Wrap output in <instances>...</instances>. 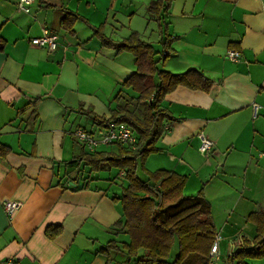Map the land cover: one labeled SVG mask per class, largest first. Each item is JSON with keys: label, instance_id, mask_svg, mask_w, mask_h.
Instances as JSON below:
<instances>
[{"label": "crops", "instance_id": "1", "mask_svg": "<svg viewBox=\"0 0 264 264\" xmlns=\"http://www.w3.org/2000/svg\"><path fill=\"white\" fill-rule=\"evenodd\" d=\"M152 1L34 0L24 13L17 0H0V145L10 149L0 160V263L105 264L99 249L128 242L113 230L122 211L112 198L126 185L124 175L117 171L120 190L109 178L106 187H68L78 167L73 158L84 150L75 131L97 135L100 128L85 113L108 119L136 96L122 86L135 57L108 47L97 30L113 43L135 33L158 52L159 70H194L211 82L207 92L177 86L164 97L159 151L143 169L185 176L187 196L203 188L221 236L215 264H227L255 235L247 216L264 210V0H172L163 18L166 46L148 10ZM67 13L75 16L72 31L61 25ZM43 28L57 35L53 52L29 43ZM230 49L240 52L238 62L226 59ZM200 135L213 143L207 155L198 151ZM116 150L110 144L95 152ZM5 200L20 206L7 215ZM48 226L61 232L49 238ZM109 258L125 261L118 250Z\"/></svg>", "mask_w": 264, "mask_h": 264}, {"label": "trees", "instance_id": "2", "mask_svg": "<svg viewBox=\"0 0 264 264\" xmlns=\"http://www.w3.org/2000/svg\"><path fill=\"white\" fill-rule=\"evenodd\" d=\"M171 2L154 0L148 6L149 13L155 17L165 39L164 46L171 41L166 37L167 25L163 19ZM74 21L75 16L67 13L61 25L72 31ZM95 33L108 47L117 52H130L135 57L136 69L124 80L122 86L131 89L136 96L123 104L118 103L110 110L111 116L108 119L97 118L90 112L85 114L91 116L100 127L107 121L127 124L137 136L134 150L117 144L116 152L90 154L83 150L73 158L78 167L84 164L90 175L104 169H116L124 173L126 185L122 187L120 195L112 198L120 204L122 211V219L114 224L113 230L115 233H125L128 242L117 246L112 240L98 252L106 256L105 264H116L109 258L112 250H118L124 255L125 261L122 264L131 260H134V264H211L209 253L217 231L203 188L187 196L183 194L185 176L164 169L152 172L143 169L145 158L159 151L155 144L164 131L163 120L166 114L161 107L164 97L177 86L207 92L211 82L194 70L183 74L159 70L158 52L135 33L117 43L111 42L98 30ZM37 102L38 99H35L32 104L36 105ZM27 108H23L19 114ZM9 151L7 146L0 145V160ZM139 167L145 174L143 180L137 175ZM90 175L81 184L75 179L71 180L73 185L68 187L73 190L88 188V184L97 179ZM68 181L66 179L65 182ZM247 219L254 226L255 235L251 239L242 240V245L229 257L227 264H247V260L264 259V210L249 213ZM45 232L49 238H53L61 232V227L48 226Z\"/></svg>", "mask_w": 264, "mask_h": 264}, {"label": "built area", "instance_id": "3", "mask_svg": "<svg viewBox=\"0 0 264 264\" xmlns=\"http://www.w3.org/2000/svg\"><path fill=\"white\" fill-rule=\"evenodd\" d=\"M34 0H17L18 7L24 13L30 11V6ZM29 43L35 47L46 48L49 52H53L57 47V35L50 33L46 28H43L42 34L37 37H33L29 40ZM166 54V53H164ZM240 52L238 50L230 49L226 52V59L232 62H238L240 59ZM253 115L256 116L258 106L256 104L252 105ZM168 129V127H166ZM76 140L82 144L84 150L87 153L95 152L100 146H108L110 144H120L134 150L136 148L137 136L133 128L124 123H118L115 121H107L104 126L98 129L97 135L89 133L83 129H77L74 133ZM200 142L198 146V151L207 155L211 152L213 143L209 139L205 138L203 135L199 136ZM124 175L123 171L119 173V176ZM3 210L7 215L12 214L17 210L20 204L16 201L5 200L2 203ZM221 240L219 235H216L215 240L211 246L209 253L210 263L215 264L219 257V247L218 244ZM0 264H14L13 259H8L1 262Z\"/></svg>", "mask_w": 264, "mask_h": 264}, {"label": "rangeland", "instance_id": "4", "mask_svg": "<svg viewBox=\"0 0 264 264\" xmlns=\"http://www.w3.org/2000/svg\"><path fill=\"white\" fill-rule=\"evenodd\" d=\"M129 91L133 94V92L131 90H129ZM77 173H79L78 178L76 176ZM116 174H117V170L111 169L110 173L107 170H102L98 174L90 175V173H88V168L84 164H80L79 167L77 168L74 176H73V179L75 177L76 182L78 184H81L84 181V178L87 177V175H90L91 178H97L96 180H93L90 182L93 186L106 187L108 181H105V179L109 178L110 180H113L114 184L117 185V186H115V185L113 186V191H114V190H120V185L125 184V182L123 180L116 177ZM137 174H138V177L140 179H142V180L145 179V177H144L145 175L140 170H138Z\"/></svg>", "mask_w": 264, "mask_h": 264}, {"label": "water", "instance_id": "5", "mask_svg": "<svg viewBox=\"0 0 264 264\" xmlns=\"http://www.w3.org/2000/svg\"><path fill=\"white\" fill-rule=\"evenodd\" d=\"M69 185H73V183L72 182H69Z\"/></svg>", "mask_w": 264, "mask_h": 264}]
</instances>
